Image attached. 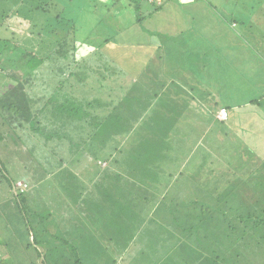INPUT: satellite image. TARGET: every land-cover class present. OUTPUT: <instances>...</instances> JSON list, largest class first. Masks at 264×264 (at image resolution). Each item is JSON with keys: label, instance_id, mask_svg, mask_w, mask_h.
<instances>
[{"label": "crops", "instance_id": "obj_1", "mask_svg": "<svg viewBox=\"0 0 264 264\" xmlns=\"http://www.w3.org/2000/svg\"><path fill=\"white\" fill-rule=\"evenodd\" d=\"M212 39L202 38L200 44ZM215 50L211 53H218V59L254 58L252 63L258 70L248 74L228 69L241 82L220 79L216 84L215 68L204 70L205 65L195 62L200 60L198 55L209 58L208 52L192 55L194 61L186 57L185 65L162 68L149 66L154 55L151 59L145 55L131 57L135 61L130 68L121 65L114 69L118 77L109 71L104 79L99 78L97 83H102L106 94L91 97L104 109L100 120H109L110 105L117 104L116 94L109 93L118 92L122 98L118 119L125 130L117 137L103 129L90 132L93 137L87 139V148H64L63 156L69 155L74 177H70V185L62 187L69 188L73 212L81 206L89 213L93 232L100 237L92 241V251L96 253L94 246L101 245L98 253H110V264H117L121 257L136 261L129 264L205 262L206 255L212 257L211 252L223 250L209 236H220L229 226L215 212L210 223L201 221L204 214L188 205L200 208V204L230 199L235 204L234 197L239 195L251 202L261 194L256 187L264 180L259 155L264 152V141L260 146L254 139L264 140V53L256 58L261 53L242 51L237 44L228 50L230 53L212 47ZM131 90L137 94L154 92L156 97L143 99L138 94L141 104L134 101V107L128 108L130 100L124 97ZM235 92L244 99L235 101ZM221 110L227 113L225 120L217 118ZM70 133L75 145L81 143L82 134ZM223 180L228 186L236 180V189L242 188L243 181L253 184L237 191L230 188L221 199L218 182ZM130 252L138 254L129 256ZM117 253L122 254L119 260L114 257Z\"/></svg>", "mask_w": 264, "mask_h": 264}, {"label": "trees", "instance_id": "obj_2", "mask_svg": "<svg viewBox=\"0 0 264 264\" xmlns=\"http://www.w3.org/2000/svg\"><path fill=\"white\" fill-rule=\"evenodd\" d=\"M186 1L202 2V0ZM128 4L129 7H133L136 25H142L145 18L148 20L153 16L154 12L156 13L161 9L162 12L159 13V16L164 12H171L167 6L163 9L164 5L169 4L168 0H161L159 5L158 0H128ZM142 4H147V9L145 7V10H143ZM184 5L185 4H182L180 6ZM190 5L192 6V4ZM45 6H48V3H45ZM41 7L42 5H38L36 11ZM193 9L194 8H192V10ZM41 10L45 12L43 8H41ZM10 18L13 20L19 18L20 21L15 20L17 32L19 31L21 35L24 34L26 30L30 29L29 33L33 39L34 34L39 37L48 35L49 38L53 39V36L50 37V35L56 34V32H59L60 29L64 27L67 29L65 28L66 31H60V33L57 34L58 36H55L58 37L56 46L52 47L51 53L46 51L45 54H36L37 50L30 51L21 49L11 37L15 36L14 33H12L10 37L5 38L2 36L0 38V90L2 92V89H5V84H8L7 81L13 82L16 85V88H14L12 85L8 84L10 88L9 91L5 90L3 93H0V178L7 181V187L3 192H0V215L2 218H4L5 215L10 216L12 214L16 217L14 220V232L17 236L14 240L16 249L12 252L8 251L13 263H11V260L0 258V264H25L21 249L24 250L23 252L27 255L25 258L28 257L31 259L28 264H37L36 258L40 260V264H48V258L52 259L51 261L53 263L55 261H61V264H81V259L77 252L71 247L68 241L64 239H60L61 244L72 248L70 249L74 255L72 258L67 257V255H62L59 249H56L57 247L54 248L55 246H50V242H48L49 246L46 247L44 251L38 248L39 231L41 228H39L38 225L40 223L42 224L40 219L43 218V215L41 217L36 213L30 214L31 211L29 209L28 199L24 193L25 191L16 186L19 180L16 181L10 177L2 162L4 160L7 163H12V160H5L3 158V151L5 148L7 149V146L11 142L13 148L7 149L6 151L7 154H10L9 156H12L13 152L14 155L19 154L22 158L23 155H25L27 159H29L27 162L20 164L23 169L24 166L29 167V169L23 170L28 179L34 180L40 177V182L49 177L54 181L60 182L61 186H64L65 183H67L66 185H70V177L74 176H72L73 173L71 172V163L68 162L70 158L68 157L69 155L67 157L63 156L64 148H67L68 145L69 147L73 145L78 148H87V139L92 138L93 135L91 133L98 130L100 132L106 130L109 132L110 136L116 137L125 130L118 119L119 102H121L122 98H119V94L116 91L115 93H113V91L109 93L116 94L117 98V106L114 104L110 105L111 111H108L110 119L107 120L104 118V120H102V118L100 120L99 116L103 114L102 112L104 109L97 101L91 100L92 94H106L107 92H104V89L101 88L102 83H97L99 78L104 79V77H106L104 75L109 71V74L118 77V72L114 69L118 66L121 67V65L130 68V64L135 61L130 58L136 55H145L147 59H151V56L154 55L155 59L150 60L149 66H158L162 68L168 67L169 64L172 66H174V64L178 66H182V64L185 65L186 60H183L185 54H179L181 52L180 46L182 45L177 42L178 40L176 38L178 36L174 38L170 33L165 34V31L164 33H160V30H155L160 36L155 42L150 41L149 43L145 42L147 44H139V49L141 50L139 53L131 54L124 52L115 60L117 58V52L127 51L125 49L120 50L119 47L116 49L110 47V43L117 39V33L111 37H102L97 41H92L91 38L88 37L80 40L77 37L79 35H76L77 28L80 27H78L74 21H66L65 18H62L60 13L55 17L56 25L54 24L55 26L53 25V27L50 28H45L44 26L35 31L34 25H31V19L24 18L18 11L10 16L0 17V27L2 26L1 23L3 24L4 22L8 25V19ZM8 26L6 27L9 28L10 26ZM70 31L72 32L71 47L66 51V46L68 45V36H66V34ZM155 31L154 33H156ZM216 32H218V30ZM62 34L64 35L60 38ZM149 34L152 33L149 31L148 35ZM202 38L204 37L199 36L195 40L202 41ZM211 38L213 39L206 40V42L209 41L211 45H215V42H219L213 41L217 38L216 35ZM123 39L124 38H122V40ZM141 39L140 37H136V44H138ZM122 44V46H124L126 43ZM178 45L180 46L178 47ZM222 48L225 53H230L226 50L228 48L223 46L221 49ZM221 49L218 48L217 51L219 52ZM229 49H231V47ZM69 52L71 54H69ZM113 52L117 54H113ZM5 53L8 55L4 56ZM120 57L126 60L120 59ZM53 60H55L54 64L51 66L48 65L49 61L52 63ZM37 61L40 62V65H45L46 70L48 69L47 67H49L51 71L56 73L55 75L57 78L46 80L48 86L38 79L34 71L35 69H32L33 64H36ZM51 67H54L55 70H53V68L51 69ZM52 81L53 84H51ZM138 94L143 95V97H141L143 99L156 97V93L154 92ZM138 94L136 90H131L124 97V99L130 100V102L127 103L128 108L134 107V101H138V103L141 104V99ZM5 100L10 102L6 103ZM127 125L131 127L129 122H127ZM92 127L95 128L92 129ZM73 130L82 134L83 140H81L79 144L76 143L78 145H75L72 139H70V132ZM25 131H27V133H25ZM22 135L28 136L34 143V145H24L26 147V152L20 149L22 147L20 146L21 141L19 140ZM113 142L117 143L116 141ZM44 144H53L54 148L49 150L45 149V155L42 158H36V146H43ZM20 162L21 160H19V163ZM12 166V169L14 168L15 171H18L13 164ZM19 182L25 188L29 185L27 180H20ZM67 189L69 188L67 187ZM259 190H261V194L257 195L259 200L255 198L256 195L251 202H245L243 200L244 198L241 200L235 199L236 203L234 205L237 206L240 212L233 213L232 208L228 207L227 210L232 211V214H230V212L226 214V211L221 212L220 209H222V207L218 208L217 205L229 204L233 199L226 200L222 203H216L217 209L216 207H210L212 203L200 204L198 205L200 208H196L194 205H188V208H191L192 211L197 212L200 210L204 214V218L201 221L207 224L208 222L210 223V221H212L211 214L215 212L220 213L229 226L224 227V231L220 236H209V239H215L216 243L219 244V247L223 250L211 252V254H213L212 257L206 255L204 257L206 261L200 264H235L236 261L239 262L242 260L240 257L246 259L248 262L249 257L254 259V254L257 253V249H260L261 253L264 252V187H260ZM69 201H72L71 197ZM260 204L263 205L259 206ZM7 208H9V210L5 211L4 209ZM4 212H7V214H4ZM48 216H50V213L46 214V218ZM28 217H30V220ZM233 217L235 218V222H233ZM34 218L39 224L34 222ZM46 227V225L42 226L44 232L46 231ZM256 229H260L261 233L257 234L259 240L257 239L255 243L254 237ZM52 239L56 240L57 238L54 237ZM198 239L201 240V238ZM200 240L198 241L201 242ZM21 246L23 247L21 248ZM233 247H235V251L230 250ZM235 252H238V254L235 255Z\"/></svg>", "mask_w": 264, "mask_h": 264}, {"label": "rangeland", "instance_id": "obj_3", "mask_svg": "<svg viewBox=\"0 0 264 264\" xmlns=\"http://www.w3.org/2000/svg\"><path fill=\"white\" fill-rule=\"evenodd\" d=\"M160 1L161 0H158V5ZM185 1L186 0H168L170 5H164L163 9L165 6H167V8L171 10V12H164L163 14H160V16L159 13L162 12V9L157 11L156 13L154 12L151 18H149L148 20H146L145 18V21L142 23V25H136L134 11L132 9L133 7H129L128 0H0V17L10 16L14 12L18 11L24 18H27L29 20L31 19V25H34V30L37 31L44 26L45 28H50L53 27L54 24L56 25L55 17L60 13L62 18H65L66 21H74L77 26L80 27L77 28L76 34L79 35L77 37L80 40L88 37L91 38L92 41H97L102 37H111L115 35V33H117V39L110 43V47L113 49L119 47L120 50L125 49L127 51H119L117 52L118 54L116 52H113V54H117V58L115 57V60H117L120 54L124 52L131 54L137 52L139 53L141 51L139 49V44H143L145 42L149 43L150 41L155 42L157 38L160 37L156 31L160 30V33H164L165 31V34L170 33V35L174 38L178 36L176 38L178 40L177 42L182 45H178V47L180 46L181 49V52L179 54H185V57L183 59L184 61L187 59L186 57H191L194 61V57L192 55H198V53L200 52H208L209 58L204 55H198L200 60L197 59V61L195 62L200 66L205 65V67H202L204 70H206V68L210 70L212 68H215L216 81L223 79L225 83H228V80L230 83V81L235 80V83L239 84L241 81L237 80L235 74H230V71L228 69H232V71L242 70L248 74L252 71L258 70V68H255V63H252L254 58L247 59L248 57H229L224 60L223 58L218 59V53L215 54L211 52H216V50L212 51V47H214L215 45L217 46V49H221V47L223 46L228 48L226 50H230V47L233 48L237 44L238 47H241V49H243L242 51H254L255 53H261L256 54V58H258L257 55H262L264 53V0H202V2ZM45 3H48V6H45ZM179 4L185 5L180 6ZM190 4H192V6ZM38 5H42L41 8H43L45 12H42L41 8L36 11V7ZM145 7L147 9V4H142L143 10H145ZM192 8L194 9L192 10ZM8 20V25L10 24V27L6 24V22H4L3 24L1 23L2 26L0 27V38L2 36H4L5 38L10 37V35L14 33L15 36L11 37L15 40V42L21 49L30 51L37 50L36 54H45L46 51L51 53L52 47H55L56 41H58V37L55 36L59 34L60 31H66L67 29L66 27H64L63 29H60L59 32H56V34L50 35V37L53 36V39L49 38L48 35L39 37L35 34L33 39L29 33L30 29L26 30V32L21 35L19 34V31L17 32L15 20L20 21L19 18H16L15 20L10 18ZM6 26H8L9 28H7ZM217 30L218 32H216ZM149 31L152 34L148 35ZM154 31L156 33H154ZM63 35L64 34H62L60 38H62ZM214 35H216L217 38L220 39L219 42H215V45H211L208 41L206 44H200V41H198V43H194L196 41L195 39L199 36L210 39ZM66 36H68V45L66 46L67 51L71 47L70 43L72 41V32L70 31L68 34H66ZM121 37L124 39L122 40ZM136 37L142 38L138 42V44H136ZM122 43H126L127 45L125 44L124 46H122ZM219 52L225 53L223 48L221 49V51L219 50ZM69 54L71 53L69 52ZM7 55V53L4 54V56ZM213 57L215 58L213 59ZM202 58L210 59V61L202 63ZM193 61L191 62V64H193ZM54 62L55 60H53L52 63L49 61L48 65L51 66L54 64ZM234 64H237V67L234 68ZM230 65H232L233 67H230ZM47 68L48 69L46 70V66L40 65V62L38 61L32 66V69H35L34 71L38 79L41 80V82L45 83L46 86H48L46 80L57 78L55 75L56 73L51 71L49 67ZM52 68L53 70H55L54 67H51V69ZM197 76L198 78L201 77L200 74H197ZM7 82L8 84L16 88L15 83L10 81ZM217 83L218 81L216 82V84ZM8 84H5V89H2V92L0 90V93H3L5 90L9 91L10 88ZM51 84H53V81L51 82ZM243 99L244 97L241 94L235 92V101H241ZM260 100L261 98L259 99V101ZM9 102L10 101H6V103ZM25 133H27V131H25ZM254 140H256L260 144V146H262V142L264 141L263 139ZM19 141H21L20 146L22 147L20 149L24 152H26V147L24 145H34L33 141H31L28 136L22 135ZM12 148L13 145H11L10 142L7 146V149L9 150ZM53 148V144L36 146V158H42L45 155V149L49 150ZM5 149L3 151V158L5 160H12V163H7L4 160L2 162L4 163L10 177L16 181H28L29 185L27 188H25L19 181L17 182L16 186L25 191L24 193L26 198L28 199L29 209L31 211L30 214L36 213L41 217L43 215V218L40 219L42 224H39L37 220H35V218L33 219L36 224H39V228L41 227L39 231L40 235L38 248L41 251L42 249L44 251L46 247L49 246L48 242H50V246H55L54 248L57 247L56 249H59L61 254L67 255V257H74L73 253L70 251V249L73 248L81 259V264H110L108 263L109 260L107 259V255H110V253H98V249H100L101 245L94 246L96 253L92 251V241L95 239H99L100 237L95 236L93 232V224L90 220L91 218H89L88 216L89 213L83 211L86 210L85 207H79L83 209H80L79 211H76L73 208V212L72 206L69 203L71 193L69 195L68 189H63L60 185V182L50 180L49 177L45 180H41L40 182V177L34 180H31L30 178L28 179L23 170L29 169V167L24 166L23 169L20 164L27 162L29 159H27L25 155H23V158L19 154L14 155L13 152L12 156H9L10 154H7V149ZM259 155L262 156V158H260L264 169V152ZM19 160H21L20 163ZM246 160H248V157H246ZM14 161H16L17 163ZM12 164L16 169H18V171H15L14 168L12 169ZM228 183L230 187L224 180L218 182V195L221 197V199L225 197V193L228 192L230 188L234 189L237 186L236 180H232ZM252 184L253 182H251L250 180L243 181L241 183L242 188L239 186L237 189H245L246 187L250 188ZM257 184L259 186H257L256 188H260L261 185L264 187V180L261 182H257ZM6 187L7 181L0 178V192H3ZM256 188H254V191ZM244 196L239 195L238 197H234V199H242L244 198ZM255 198H257V195ZM257 200L259 199L257 198ZM232 202L222 205L213 203L212 205H210V207H216V205L218 206V208L222 207V209H220L221 212L226 211V214L228 212L232 214V211L233 213L240 212L237 206ZM262 205L263 204H260L259 206ZM228 207H231L232 211L227 210ZM4 210L8 211L9 208ZM47 213H50V216L47 217L48 219L46 218ZM4 214H7V212H4ZM15 219L16 217L13 214L10 216L5 215L4 218H2V216L0 215V258L11 261L12 258L8 253L16 249V243H14V240L17 238L14 232ZM28 219L30 220V217H28ZM232 219L233 222H235V218L233 217ZM88 223L90 224V232L92 235L88 231ZM43 225L47 226L45 232L42 229ZM192 232L195 233L194 231ZM259 233H261V230L256 229L254 237L255 243L258 239L257 234ZM54 237L57 238V241L52 239ZM60 239L68 241L72 248L67 245H62ZM22 247L23 246H21V248ZM230 250L235 251V247L231 248ZM21 251L22 256L25 260V264H28L31 259H29L28 257L25 258V256L27 255H25V253L23 252L24 250L21 249ZM92 254L95 255L94 258H92ZM119 254L117 253L114 257H116V259L120 258L122 254ZM127 254L129 256H132L138 253L130 252ZM234 254L236 255L238 254V252H235ZM254 255V259H251V257H249L248 262L246 261V259L240 257L242 259L241 261H236V263H233L264 264V252L261 253L260 249H257V253H255ZM51 260L52 259L48 258L47 263L61 264V261H55L53 263ZM130 262L136 263V261H130L129 259L122 260L121 257L120 261L117 264H129ZM11 263H13V261ZM36 263L40 264V260L37 258ZM143 264L148 263L143 262Z\"/></svg>", "mask_w": 264, "mask_h": 264}, {"label": "built area", "instance_id": "obj_4", "mask_svg": "<svg viewBox=\"0 0 264 264\" xmlns=\"http://www.w3.org/2000/svg\"><path fill=\"white\" fill-rule=\"evenodd\" d=\"M217 118H218L219 120H225V119L227 118V113H226V111H225V110H221V111H219Z\"/></svg>", "mask_w": 264, "mask_h": 264}]
</instances>
